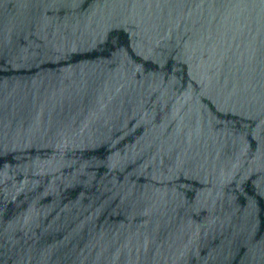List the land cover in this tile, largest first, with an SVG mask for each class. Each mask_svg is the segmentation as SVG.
<instances>
[{
  "label": "water",
  "instance_id": "1",
  "mask_svg": "<svg viewBox=\"0 0 264 264\" xmlns=\"http://www.w3.org/2000/svg\"><path fill=\"white\" fill-rule=\"evenodd\" d=\"M0 264H264V0H0Z\"/></svg>",
  "mask_w": 264,
  "mask_h": 264
}]
</instances>
